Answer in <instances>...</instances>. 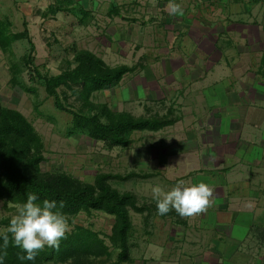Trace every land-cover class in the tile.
I'll use <instances>...</instances> for the list:
<instances>
[{"label": "rangeland", "instance_id": "374dc122", "mask_svg": "<svg viewBox=\"0 0 264 264\" xmlns=\"http://www.w3.org/2000/svg\"><path fill=\"white\" fill-rule=\"evenodd\" d=\"M171 2L183 7V16L169 15L170 0H0V104L22 114L38 134L39 172L63 173L89 184L101 173L149 174L108 179L111 187L133 193L137 205L147 207L143 212L128 210V256L122 264H264V205H212L254 211L221 212L218 218L208 212L182 218L175 210L162 216L151 192L156 185L167 191L180 181L190 186L222 180L219 173L201 168L200 149L213 135L210 122L216 114L220 133L228 132L234 110L224 88L233 85L234 66L223 71L225 67L221 70L207 59L203 65L201 46L212 42L221 27L231 32L224 36L231 38L223 48L232 49L242 40L237 31L248 32L253 46L249 69L262 75L264 0ZM25 26L32 51L28 39L17 36ZM82 49L110 68L131 69L89 95L78 86L60 85L55 90L64 109H59L44 79L72 70L74 52ZM224 57L221 63H226ZM253 87L264 89V77ZM72 112L102 122L117 114L172 122L158 130L129 131V143L116 145L75 127ZM198 150L200 157L192 153ZM210 162L211 168L218 164ZM215 202L222 204L223 199ZM17 204L0 195V229L7 227ZM67 217L70 232L90 229L105 245L106 253L93 264L117 260L120 244L114 238L113 214L91 209Z\"/></svg>", "mask_w": 264, "mask_h": 264}, {"label": "trees", "instance_id": "16d2710c", "mask_svg": "<svg viewBox=\"0 0 264 264\" xmlns=\"http://www.w3.org/2000/svg\"><path fill=\"white\" fill-rule=\"evenodd\" d=\"M17 36L28 39L30 50L34 49L27 27ZM74 67L60 75L46 77V92L54 96L55 105L60 104L56 88L60 85L78 86L85 95L110 85L121 79L131 68L120 65L114 68L106 66L103 61L88 50H76L73 55ZM75 127L84 128L96 139H102L116 145H126V134L132 130H158L172 122L167 117H134L117 114L108 122H102L94 116H84L72 112ZM41 140L32 125L19 112L5 109L0 104V195L7 196L18 203H24L27 194L37 195V203L45 199L64 201L61 211L65 215H74L80 210H103L116 218L114 238L120 244L117 260L110 264H122L128 256L126 234L130 229L129 209L143 212L146 205H137L136 197L131 192H119L111 187L108 179L126 180L133 176L147 177L149 174L137 175L134 172L120 174H99L93 184L80 182L63 173H42L36 169L41 159ZM3 241L0 239V249ZM8 255L4 264H45L48 261H61L66 264H93L97 256L106 253V247L98 235L90 229L78 227L67 234L59 249L48 248L41 251L33 261H21L18 254L21 249L9 244Z\"/></svg>", "mask_w": 264, "mask_h": 264}, {"label": "crops", "instance_id": "0c3cea01", "mask_svg": "<svg viewBox=\"0 0 264 264\" xmlns=\"http://www.w3.org/2000/svg\"><path fill=\"white\" fill-rule=\"evenodd\" d=\"M215 32L214 42L202 41L205 44L201 46L205 51L202 64L204 65L207 59L211 63L215 62L221 70L225 67L223 71L234 66L233 85L224 88L227 103L234 110V115L227 133H220V118L217 114L211 119L210 123L214 127V132L207 141L203 140L200 150L204 164L201 168L215 171L222 177V180L208 183L214 189L213 206L264 205V107L260 105L264 101V89L253 87L256 80L259 81L261 77H264V69L262 75L255 74L249 69L252 54L250 50L253 46L250 47L251 37L248 32L240 30L236 32L242 40L235 42V47L232 49L223 48L230 40L231 32L227 29L223 30L222 27ZM225 35L229 36L224 37ZM223 56L226 63L220 62ZM262 57L260 63L264 62ZM228 58L232 60L228 62ZM233 58H236V61ZM255 116L258 117L255 118ZM200 150L192 153L200 157ZM252 155L253 159H250ZM212 160L216 161L215 166L218 163L215 168L219 170L209 166ZM218 197L223 199L222 204L215 202ZM235 210L254 212L251 208L250 210L231 209L228 206L223 209L212 207L207 212L214 213V216L218 218L221 212L232 213ZM219 229L222 230L224 227L219 226Z\"/></svg>", "mask_w": 264, "mask_h": 264}, {"label": "clouds", "instance_id": "9594fccd", "mask_svg": "<svg viewBox=\"0 0 264 264\" xmlns=\"http://www.w3.org/2000/svg\"><path fill=\"white\" fill-rule=\"evenodd\" d=\"M167 8L171 16L184 15L183 7L171 0ZM151 192L157 212L162 216L175 210L182 218H192L206 214L213 205L214 189L204 182L185 186L184 181H180L167 191L156 185ZM37 199L36 194H27L26 201L16 205L7 227L0 229L3 241L0 264H4L10 243L21 249L23 254H18L19 260L33 261L46 246L59 249L61 241L71 231L69 218L61 211L64 201L45 199L37 203Z\"/></svg>", "mask_w": 264, "mask_h": 264}]
</instances>
